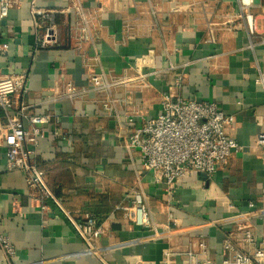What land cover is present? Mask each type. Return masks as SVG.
Returning <instances> with one entry per match:
<instances>
[{
	"label": "crops",
	"instance_id": "1",
	"mask_svg": "<svg viewBox=\"0 0 264 264\" xmlns=\"http://www.w3.org/2000/svg\"><path fill=\"white\" fill-rule=\"evenodd\" d=\"M31 5L50 13L38 18L39 30ZM76 8L87 18L86 39ZM52 25L55 35L39 46ZM2 43L0 76L25 74L26 89L14 95L13 110L0 108V234L13 248L7 260L0 249V264H102L57 205L8 167L7 115L20 106L26 129L33 115L47 119L39 124L44 137L31 146L32 160L62 207L101 223L99 250L107 263L158 264L168 244L198 232L219 262L228 234L239 243L240 225L264 235V146L255 142L264 132V0L248 6L239 0H15L0 18ZM92 72L133 80L117 115L102 109L96 92L66 96V83L79 91ZM139 72L148 75L141 80ZM168 90L232 115L227 134L242 146L212 175L188 171L171 195L143 169L139 151L123 144L125 114L153 117ZM140 189L149 226L116 208L132 205Z\"/></svg>",
	"mask_w": 264,
	"mask_h": 264
},
{
	"label": "built area",
	"instance_id": "2",
	"mask_svg": "<svg viewBox=\"0 0 264 264\" xmlns=\"http://www.w3.org/2000/svg\"><path fill=\"white\" fill-rule=\"evenodd\" d=\"M243 6H248L251 0H239ZM15 0H0V18H5ZM34 29L41 28L38 18H50V13L44 9L30 6ZM80 17L81 38L89 37L85 22L87 18L76 8ZM151 15L155 11L150 12ZM249 33L254 32L252 16L245 14ZM56 28L52 25L45 31L39 46L48 42L54 36ZM7 48L0 45V51ZM148 74L138 73L137 78L145 79ZM180 78H178L179 80ZM26 75L0 76V108L5 112L13 110L14 95L23 92ZM132 79L117 77L103 72H92L89 75L88 86L77 90L72 83H66L65 94L68 98L81 96L93 91L101 96L99 103L108 115H117L116 106L122 101L126 103V95L130 92ZM118 95V96H117ZM119 95H122L119 97ZM24 107L20 106L12 116L7 115L8 125L4 133L6 144V162L11 169H17L24 174L28 186L39 189L41 196L50 199L66 217L77 237L84 243L85 249L96 254L102 264L107 263L100 253V240L103 227L98 219L90 213L74 216L61 206L48 188L43 172L32 160L35 153L31 146L37 145L44 137L39 124L47 122L43 116L33 115L29 118L30 129L24 126ZM137 118L139 120H137ZM139 121V123H137ZM233 122V116L224 113L214 102L184 99L171 90L163 93L160 101V111L150 118H141L135 110L125 114L128 132L123 139L127 150H138L142 157L143 169L153 177L155 183L163 184L167 194L171 195L177 184L190 170L212 175L226 164L232 155L242 150V146L228 136L227 128ZM57 134V132H55ZM259 146H264V132L255 137ZM133 203L130 206H117L126 213L127 218L140 226H149L148 209L143 191L134 190ZM249 207L253 204L249 203ZM241 233L240 245L234 234H228L222 241L223 258L218 262L209 257L208 241L201 232L188 236L184 241L176 240L167 245L162 260L158 264H173L180 259L182 264H264V235L261 238L254 233L248 224H242L237 232ZM0 249L6 260L13 254L12 246L0 234Z\"/></svg>",
	"mask_w": 264,
	"mask_h": 264
},
{
	"label": "water",
	"instance_id": "3",
	"mask_svg": "<svg viewBox=\"0 0 264 264\" xmlns=\"http://www.w3.org/2000/svg\"><path fill=\"white\" fill-rule=\"evenodd\" d=\"M203 175H205V176H206V174H203Z\"/></svg>",
	"mask_w": 264,
	"mask_h": 264
}]
</instances>
